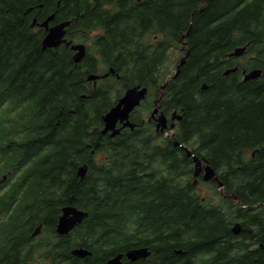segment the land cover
<instances>
[{
  "label": "trees",
  "instance_id": "16d2710c",
  "mask_svg": "<svg viewBox=\"0 0 264 264\" xmlns=\"http://www.w3.org/2000/svg\"><path fill=\"white\" fill-rule=\"evenodd\" d=\"M201 1L0 0V174L10 171L12 180L0 193V264H28L42 251L47 264H101L143 246L152 249L146 259L123 264H193L207 256L200 264H264V78L222 75L233 65L229 52L252 37L250 49L263 47L264 0ZM51 14L54 22L72 20L71 38L101 28V58L87 53L75 64L69 46L42 50L43 30L30 23ZM183 34L186 63L159 104L182 113L177 139L245 207L223 196L208 205L181 182L191 159L152 122L142 123L143 110L134 129L101 133L103 114L126 87L147 85L141 106H152L166 78L163 62ZM107 66L115 73L99 84L87 79ZM66 205L89 215L58 236ZM74 246L92 255L74 257Z\"/></svg>",
  "mask_w": 264,
  "mask_h": 264
},
{
  "label": "water",
  "instance_id": "95a60500",
  "mask_svg": "<svg viewBox=\"0 0 264 264\" xmlns=\"http://www.w3.org/2000/svg\"><path fill=\"white\" fill-rule=\"evenodd\" d=\"M54 15L47 17L44 22L41 23V26H44L48 29L46 35L42 39L41 48L44 50L49 47H57L61 43L70 44L71 41H66L64 38L66 27L70 24L69 20L59 22L51 27H48V22L53 18ZM71 48L75 50L73 54V59L77 63L85 54V46L83 44H73ZM245 47H239L234 49L230 55H240L244 52ZM185 56L181 58L180 63L177 66L176 74L179 72L180 66L184 64ZM113 68L109 69V72H113ZM229 72L228 70L226 71ZM108 73H105L103 76H106ZM260 74L259 69H253L249 73L245 75V79L256 78ZM98 75L90 74L87 79L88 80H96ZM165 87V83L162 85V88ZM147 92V88L145 86L134 85L127 88L123 94V96L119 99L118 103L111 107L104 115H103V123L104 126L101 129V133L105 134L108 131L110 132V136H114L120 132V129L125 126L133 127L134 124L130 122L129 116L131 111L134 109L136 105L140 103V101L145 97ZM155 112H157V108H154L151 116L154 117ZM172 120V124L170 127L174 126V120H180L181 115L177 114L175 111L172 113L170 117ZM168 118L165 116L163 112L156 118V128L164 131L167 127ZM121 123V127H116L117 123ZM175 145H180L177 140L174 141ZM183 150L187 157H191L194 163V171H193V184H196L197 177L202 173V179L204 181H215L218 187L222 186V182L220 181L218 175L214 168L209 164L206 159H201L197 155L193 154L191 149L186 146H183ZM87 171V165L83 164L78 167L76 174L81 179L85 176ZM88 216V212L83 209H79L76 206L66 205L61 209V214L59 215L58 222L56 225V232L60 235H64L69 233L75 226L80 224L86 217ZM232 231L235 233H239L240 224L236 223L232 227ZM90 251L84 247H75L71 250V254L77 257H86L90 255ZM150 251L146 247L140 248H131L126 250L125 252L116 253L114 256L108 258L103 264H122L123 257L130 261H136L140 258H146L149 255Z\"/></svg>",
  "mask_w": 264,
  "mask_h": 264
},
{
  "label": "rangeland",
  "instance_id": "374dc122",
  "mask_svg": "<svg viewBox=\"0 0 264 264\" xmlns=\"http://www.w3.org/2000/svg\"><path fill=\"white\" fill-rule=\"evenodd\" d=\"M94 34H96V31H93V32H89L88 33V35H87V41L85 42V45H87V46H89V49H88V51L89 52H91V53H95V49H94V46H93V44H92V39H93V36H94ZM181 50L180 51H178V50H174V49H170L169 50V52H168V57H167V60H166V62H165V67L167 68V72L169 71V70H171L172 69V67H173V69H174V60H176V59H178L179 58V56L181 55ZM100 83V81L97 83V84H99ZM114 89V88H113ZM151 93V92H150ZM153 94H154V92H152ZM152 94V95H153ZM151 107L152 106H148V108H149V110L151 109ZM172 111V110H171ZM171 111H169V114H170V112ZM142 117H144V119H146V117L148 118L149 117V114L146 116H143V114H142ZM154 124V123H153ZM170 133H171V131L170 130H167L166 132H164L163 134H162V137L161 138H169V135H170ZM249 153L250 152H248L247 153V156L249 155ZM191 166H192V164H191ZM161 168H163V167H161ZM10 172H8V173H6L5 175V178L3 179V180H5V179H7V177H8V174H9ZM163 173L164 174H166V175H168V172H167V170H163ZM191 175V174H190ZM192 179V178H191ZM186 180H188L189 181V175H188V177H186V178H183V179H181V182H184V181H186ZM8 184H5V187L7 186ZM196 186H195V190H194V192H196V193H198L199 194V196H201L202 198H203V200H205V203H207L208 205L209 204H216V205H220V203H222V201H221V197L223 196V197H225V198H227L226 196H224V195H226L227 193H226V190L224 189V187L222 188V189H218L217 187H216V185H212V183H210V182H198V183H196L195 184ZM225 190V192H224V190ZM215 191H217V193L215 194ZM224 194V195H223ZM234 201V200H233ZM234 203H235V201H234ZM230 218V217H229ZM235 221H238V220H233L232 222H231V225L233 224V222H235ZM44 254H45V251H42V254L40 255V252L39 253H37L33 258H31V260L29 261V263L28 264H47V259L44 257Z\"/></svg>",
  "mask_w": 264,
  "mask_h": 264
},
{
  "label": "flooded vegetation",
  "instance_id": "af4514ba",
  "mask_svg": "<svg viewBox=\"0 0 264 264\" xmlns=\"http://www.w3.org/2000/svg\"><path fill=\"white\" fill-rule=\"evenodd\" d=\"M31 27L36 28V27H39V26L34 25V26H31ZM253 57H254V54H249L247 52L245 54H243L242 56L237 57L238 60L232 65L233 66L232 68H236L235 71H236L238 77L241 76V78L243 79L244 73L246 71H248V69L250 68V67L246 66V62H247L248 59L253 58ZM262 68H264V66H262ZM261 77L264 78V71L262 72ZM153 105L154 104H152L151 109H153ZM139 110H143V116H145V115L147 116L149 114L148 118L146 117V119H144V117H143L141 119L142 123H144V122H153L154 123L153 127L155 128V121H154V118L151 117V111H149L148 107H142L140 105L138 108H135L130 114V119L132 120V118H138L137 113L139 112ZM134 114H135V116H132ZM117 126H121V124L118 123ZM2 178L4 179L5 175H3ZM137 261H140V260H136V262ZM133 262H135V261H133Z\"/></svg>",
  "mask_w": 264,
  "mask_h": 264
}]
</instances>
